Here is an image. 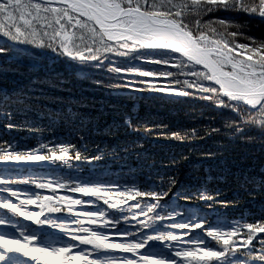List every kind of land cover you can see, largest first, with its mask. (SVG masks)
Here are the masks:
<instances>
[{"label": "trees", "instance_id": "obj_1", "mask_svg": "<svg viewBox=\"0 0 264 264\" xmlns=\"http://www.w3.org/2000/svg\"><path fill=\"white\" fill-rule=\"evenodd\" d=\"M155 2L159 4L160 0ZM177 2L180 0H173V3ZM52 6L59 8L62 5L53 3ZM188 13L185 23L191 26L196 10L190 7ZM41 15H47L48 23L55 27L51 14ZM198 18L202 25L212 21L211 27L217 34L224 33L225 28L215 21L225 20L233 25L227 29L228 33H243L264 41V18L255 14L220 8L202 13ZM36 23L42 24L43 21ZM237 24L241 26L239 29L234 26ZM201 30L213 39H219L210 29ZM73 32H76L75 28L69 29V34ZM73 39L81 48L94 42V49L100 50L98 55H104L105 39L98 32L92 33L85 28L76 32ZM237 42L247 43V40L238 36ZM0 45L7 49L0 53V148L7 153V158L0 153V161H15V156L26 157L27 154L45 157L42 161L25 158L15 165H0V179L20 181L13 185L14 190L21 194L19 200L36 198L34 193L40 197L37 204L25 205L26 211L40 212L41 204L49 202L60 211L49 213L47 205L42 219L47 216L59 223L70 224L72 215L80 214L81 223L88 227L89 221L83 214L103 210L110 220L116 216L128 218L129 224H120L123 231L134 223L132 218L138 215V209L131 206L137 201L141 206L151 202L149 197L129 198L131 190L136 189L145 193H165L160 200L164 206L161 215L180 214L175 216V221L154 222L158 232H150L153 235L181 231L169 227L173 222L203 221L206 228L215 227L227 232L233 226L264 221V128L242 124L230 110L220 109L212 101L200 98L196 89L188 88L197 94L187 96L130 90L125 87L124 79L139 81L149 78H118L116 73L108 71L114 66L108 60L101 61L107 65L106 68L96 69L90 63H82L60 55L59 51L52 52L33 44H19L0 37ZM150 54L149 50H141L133 53L132 57L111 55L117 66L162 70L163 65L144 63L141 60L144 57L139 59ZM189 67L186 65L183 72L186 73ZM168 69L176 72L173 65ZM193 70L200 71L202 66ZM175 79L191 81L198 78L177 73L172 80L160 79L157 82L174 83ZM135 87L143 89L144 85L137 83ZM236 124L242 130L237 131ZM61 147L69 149L64 159L57 158L64 155L59 150ZM76 152L80 154L78 160L73 158ZM49 182V188L38 187L40 183ZM61 184L99 185L110 203L119 201L120 210L111 209L110 203L99 200L95 204L72 205L73 214H69V200H61V197L85 202L98 198L73 193L70 187L60 188ZM121 192L128 195L121 197ZM7 195L0 191V197ZM202 196L213 199H202ZM13 202L19 201L13 198ZM8 211L5 209L0 215ZM151 216L149 213L148 217L140 218L147 220ZM10 219L18 226L15 230L17 239L19 232L25 235L36 233L40 246L52 248L68 243L62 231L52 229L50 225H39L26 216L14 214ZM132 230L136 231V228ZM7 231L8 238H13L12 230ZM258 235L264 238V233ZM198 236L219 250L217 242L207 238L200 228L192 232L191 238ZM20 243L26 241L20 240ZM253 245L260 248L255 239ZM147 250L159 257L168 255V250L158 241L151 242ZM115 252L123 254L119 250ZM11 255L13 261L10 264H24L28 259L20 253ZM110 258V255H105L100 259L106 262ZM252 264L264 262L254 260Z\"/></svg>", "mask_w": 264, "mask_h": 264}, {"label": "snow or ice", "instance_id": "obj_2", "mask_svg": "<svg viewBox=\"0 0 264 264\" xmlns=\"http://www.w3.org/2000/svg\"><path fill=\"white\" fill-rule=\"evenodd\" d=\"M54 2L56 0H0V37L19 44L47 48L52 52L59 51L60 55L90 63L96 69L106 68L107 65L101 61L108 60L114 65L108 68V71L116 73L118 78H149L139 81L133 78L124 79L125 87L133 91L147 90L166 95L187 96L197 94L188 91V88L196 89L200 98L212 101L220 109L230 110L242 124L264 128V41H257L253 37L244 36L243 33H228L227 29L233 25L225 20L215 21L225 28L224 33L217 34L211 27L212 21L202 25L198 18L202 13L220 8L245 11L264 18V0H180L177 3H173V0H160L159 4L155 0H76L71 4H62L59 8L52 6ZM190 7L196 10V17L192 19L191 26L185 23ZM41 13L51 14L55 27L48 23V16ZM39 21L43 23L37 24ZM93 25L98 26V29L92 27ZM234 26L238 29L241 27L238 24ZM73 28L76 32H82L85 28L92 33L98 32L99 36L105 39L102 48L104 55H98L100 50L94 49V42L92 45L84 44L83 48L77 45L73 39L76 32L69 34V29ZM201 28L210 29L219 39H213ZM238 36L247 40V43H238ZM6 50L5 46L0 45V53H5ZM141 50H149L151 53L139 57H144L142 62L163 65L164 68L142 70L138 66L121 67L120 64L117 66L111 55L132 57L133 53ZM169 65H173L176 72L169 70ZM186 65L191 67L184 73ZM196 66H202V70L194 71ZM177 73L198 79H175L174 83L157 82L160 79L172 80ZM96 83L100 84V81ZM137 83H142L144 88H136ZM176 85L181 87L177 88ZM234 127L237 131L242 130L239 124ZM59 150L64 155L57 158L64 159L69 149L61 147ZM0 153H4L3 148H0ZM4 154L7 158V153ZM25 158L33 161L45 159L44 156L34 154H27L26 157L15 156L17 161ZM73 158L80 159V154L74 153ZM19 182L0 179V191L8 194L6 197H0V213L5 209L9 210L7 214L0 215V228L5 229L0 231V264H10L13 261V253H20L28 258L24 264H252L254 260L264 262V238L258 235L264 233V221L233 226L227 232L215 227L206 228L203 221L173 222L169 227L181 231L153 235L150 232H158L154 222L166 219L175 221V216L180 214L161 215L164 206L160 204V200L164 198L165 193H145L132 189L129 198L149 197L151 202L141 206L137 201L131 206L138 209V215L132 218L134 223L130 227L120 230V224L130 223L128 218L116 216L110 220L103 210L84 213L89 221V226L85 227L79 218L80 214H73L72 205L95 204L99 200L109 204V199L105 198V190L99 185L61 184L60 188L70 187L73 193L98 198L96 201L85 202L61 197V200H69L67 211L73 214L70 224H62L47 216L41 218L47 205L41 204L40 212L26 211L25 205L37 204L40 197L34 193L36 198L19 200L21 194L13 188V185ZM38 187L49 188L51 182L40 183ZM126 195L127 192L120 193L121 197ZM13 198L19 202L14 203ZM201 198L213 199L211 196ZM120 207L119 201L110 203L111 209L119 211ZM47 210L54 213L59 212L60 208L48 207ZM149 213H152V216L147 220L140 218L148 217ZM13 214L26 216L36 224L50 225L52 229L61 230L68 243L52 248L40 246L36 233L25 235L19 232V239L15 238L18 226L10 219ZM92 225L96 227L93 228ZM161 226L163 227V224ZM133 227L136 231L132 230ZM197 228L202 229L207 238L215 240L219 250L210 247L203 237L191 238L192 232ZM7 229L12 230L13 238H8ZM254 239L260 245L259 249L253 245ZM20 240L26 243L22 244ZM154 241L160 242V245L168 250L166 257H159L147 250ZM115 250L128 255H118ZM105 255L111 256L106 262L100 259Z\"/></svg>", "mask_w": 264, "mask_h": 264}, {"label": "water", "instance_id": "obj_3", "mask_svg": "<svg viewBox=\"0 0 264 264\" xmlns=\"http://www.w3.org/2000/svg\"><path fill=\"white\" fill-rule=\"evenodd\" d=\"M39 1V0H38ZM73 2H76V0H56V2L54 3H58V4H71ZM94 26V25H93ZM98 29V26H94ZM19 161H13V160H4V161H0V165L4 166V165H15L18 164Z\"/></svg>", "mask_w": 264, "mask_h": 264}, {"label": "rangeland", "instance_id": "obj_4", "mask_svg": "<svg viewBox=\"0 0 264 264\" xmlns=\"http://www.w3.org/2000/svg\"><path fill=\"white\" fill-rule=\"evenodd\" d=\"M58 4V3H55ZM48 207H53V205H51V203L47 202Z\"/></svg>", "mask_w": 264, "mask_h": 264}]
</instances>
